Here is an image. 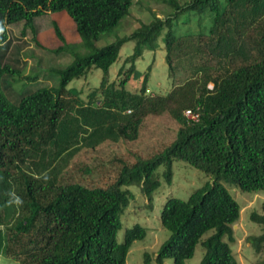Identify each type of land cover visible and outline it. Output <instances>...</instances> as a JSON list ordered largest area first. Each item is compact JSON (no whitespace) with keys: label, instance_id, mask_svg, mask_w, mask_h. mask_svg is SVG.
<instances>
[{"label":"trees","instance_id":"trees-1","mask_svg":"<svg viewBox=\"0 0 264 264\" xmlns=\"http://www.w3.org/2000/svg\"><path fill=\"white\" fill-rule=\"evenodd\" d=\"M161 1L163 17L152 12L148 22L97 47L94 41L129 14L133 0H0V254L20 264H125L130 246L147 231L134 223L117 241L132 199L126 185H137L152 209L153 193L171 184L172 162L179 160L208 179L186 199H165L159 219L169 236L153 258L144 252L143 264H163L167 257L185 264L198 243L204 251L199 264H239L230 244L240 206L227 187L264 190V29L250 25L238 36L241 45L262 50L261 57L234 66L223 56L202 53L195 78L177 75L171 48L182 34L176 33L181 16L183 23L196 17L199 25L208 18L201 39L216 44L215 37L240 19L263 25L264 0ZM60 10L90 50H53L73 56L56 72L57 85L16 91L11 99L4 77L15 82L37 72L23 76L5 61L8 26L22 22L32 29L35 17ZM52 26L61 36L55 21ZM127 41L134 42L125 60L129 66L116 87L107 80L109 69ZM160 44L171 75L165 94L147 92L149 72L135 66ZM215 67L219 73L210 79ZM92 68L102 76L84 101L68 84ZM129 79L140 83L138 90L126 88ZM184 109L196 111L198 119H188ZM112 143L125 145V153L112 158L118 161L114 177L101 171ZM249 218L260 228L246 237L257 254L253 264H264V202Z\"/></svg>","mask_w":264,"mask_h":264},{"label":"rangeland","instance_id":"rangeland-1","mask_svg":"<svg viewBox=\"0 0 264 264\" xmlns=\"http://www.w3.org/2000/svg\"><path fill=\"white\" fill-rule=\"evenodd\" d=\"M166 8L161 0H133L129 14L122 18L116 27L104 34L100 39L94 41L95 46L101 47L106 43L113 41L117 36L130 33L141 22H148L151 19V13L154 12L158 16L163 17ZM177 24L176 33L181 37L173 44L171 48V56L174 58L175 69L177 75L183 78H195V71L201 66L200 58L202 53L213 54L215 56H223L224 59L230 61L234 66L250 63L256 58L261 57L262 50L251 48L247 45L238 43V36H243L246 28L254 25L259 30L264 29L262 22L255 23L245 20H238L234 26H228L220 35L215 38L219 42L212 44L209 40L203 42L201 39V31L205 33V26L209 23L208 18H204L199 25L197 18L194 17L183 23L181 19ZM52 21L58 25L60 35L56 34L53 29ZM203 29V30H202ZM23 31V33H22ZM9 47L6 50L5 61L20 71V74L32 75L37 72V77L30 79H18L11 81L9 76L4 77L3 88L5 93L16 99L18 93L26 88L34 89L43 86H56L58 83L59 69L69 65L73 56L69 52L56 53L58 47L67 48L74 51L84 53L88 48L83 47V39L76 30V26L72 18L65 10L55 12H45L34 18V27L28 28L23 26L22 22L10 24L8 26ZM133 41L125 42L119 51L118 59L110 66L108 82H113L118 87L119 82L126 76L129 63L126 62L127 56L132 52ZM207 48V50H203ZM65 50V49H64ZM203 59H206L203 58ZM123 68L121 69V67ZM141 72H149L147 81V92H155L165 94L171 88V78L168 73V67L164 61V46L160 44L153 52L145 51L144 54L137 59L135 65ZM210 79L218 74L215 67L210 70ZM102 71L98 68H92L85 76L73 79L69 82L68 87L79 91V98L87 101L92 89L98 86ZM18 79V80H17ZM140 87L139 82L127 81L126 88L130 91H136ZM207 87L211 88V80L207 82ZM151 140L155 141L154 137ZM107 147L106 157L103 159L101 171L105 175L114 177L116 174V166L118 161H112L116 154L123 155L125 153L124 143L117 145L112 143ZM106 150V149H105ZM93 158L89 159L92 161ZM160 166L158 170H161ZM173 178L171 184H162L152 197V209H148L145 205L147 198L140 191L137 185L130 184L126 187L132 193V199L122 215V227L118 231L117 241H121L125 228L130 227L134 223L144 226L146 236L143 239L135 240L126 255L125 264H143L144 252H148L152 258L157 253L159 246L169 236V231L160 224V210L162 204L168 196H174L186 199L193 189L203 184L207 179V175L196 169L184 161L175 160L172 162ZM71 174L73 179L78 180L81 176L77 171ZM94 173H91L93 175ZM95 179L88 180V184H93ZM90 182V183H89ZM226 186L225 184H223ZM227 187V186H226ZM240 206V216L234 225L233 243L230 244L239 264H253L257 254L252 250L247 236L255 235L260 232L259 226L250 220L249 214L252 210L260 212L261 205L264 202V190L255 192L241 191L237 188L227 187ZM210 232L202 236L206 237ZM203 247L198 243L195 247L192 257L185 260V264H199ZM0 264H20L18 260L0 254ZM163 264H172V259L167 257Z\"/></svg>","mask_w":264,"mask_h":264},{"label":"built area","instance_id":"built-area-1","mask_svg":"<svg viewBox=\"0 0 264 264\" xmlns=\"http://www.w3.org/2000/svg\"><path fill=\"white\" fill-rule=\"evenodd\" d=\"M184 115L191 120H197L198 119V113L196 111H193L191 109H184Z\"/></svg>","mask_w":264,"mask_h":264}]
</instances>
